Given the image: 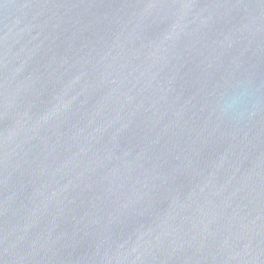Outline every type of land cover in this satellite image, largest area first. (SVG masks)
I'll list each match as a JSON object with an SVG mask.
<instances>
[{
	"label": "water",
	"instance_id": "95a60500",
	"mask_svg": "<svg viewBox=\"0 0 264 264\" xmlns=\"http://www.w3.org/2000/svg\"><path fill=\"white\" fill-rule=\"evenodd\" d=\"M0 264H264V0H0Z\"/></svg>",
	"mask_w": 264,
	"mask_h": 264
}]
</instances>
